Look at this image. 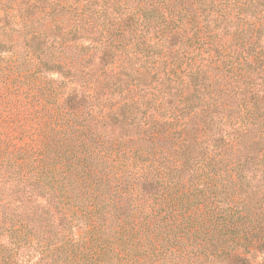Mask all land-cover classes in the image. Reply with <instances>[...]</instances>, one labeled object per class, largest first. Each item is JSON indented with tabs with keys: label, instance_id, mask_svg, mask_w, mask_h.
<instances>
[{
	"label": "trees",
	"instance_id": "trees-1",
	"mask_svg": "<svg viewBox=\"0 0 264 264\" xmlns=\"http://www.w3.org/2000/svg\"><path fill=\"white\" fill-rule=\"evenodd\" d=\"M0 264H264V0H0Z\"/></svg>",
	"mask_w": 264,
	"mask_h": 264
},
{
	"label": "rangeland",
	"instance_id": "rangeland-1",
	"mask_svg": "<svg viewBox=\"0 0 264 264\" xmlns=\"http://www.w3.org/2000/svg\"><path fill=\"white\" fill-rule=\"evenodd\" d=\"M53 79L56 80V79H57V76H55ZM261 260H262V258L259 259V262H260Z\"/></svg>",
	"mask_w": 264,
	"mask_h": 264
}]
</instances>
